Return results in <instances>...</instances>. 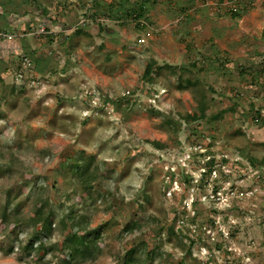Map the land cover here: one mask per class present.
<instances>
[{
  "label": "rangeland",
  "instance_id": "374dc122",
  "mask_svg": "<svg viewBox=\"0 0 264 264\" xmlns=\"http://www.w3.org/2000/svg\"><path fill=\"white\" fill-rule=\"evenodd\" d=\"M90 230L81 264H264V0H0V264Z\"/></svg>",
  "mask_w": 264,
  "mask_h": 264
},
{
  "label": "trees",
  "instance_id": "16d2710c",
  "mask_svg": "<svg viewBox=\"0 0 264 264\" xmlns=\"http://www.w3.org/2000/svg\"><path fill=\"white\" fill-rule=\"evenodd\" d=\"M150 67L148 66L146 69V72H149ZM89 161L85 163V165H80L78 160H74L70 163H68V167L71 168L72 173L74 175H78L81 177L82 181L85 183L86 186L90 185L91 181H93L96 177L95 171H91L89 169ZM84 176H87L86 178ZM11 201V199H8V203ZM44 205H41L43 207ZM39 208L41 211V216L43 225L42 229L44 227V222L47 219L46 214L43 212L42 208ZM132 224H129L125 226V229H129ZM93 235L91 238L88 237L89 235ZM98 231L97 230H90L86 232V236L81 240L78 236L74 234H69L64 242H63V249H66L68 251V261L66 264H81L83 261H87L91 259L94 256V253L98 251ZM40 245V246H39ZM38 247L43 246V242H40ZM28 249V247H26ZM135 249V248H134ZM134 249H130L125 255L124 260L122 264H141L144 262V259L141 256L136 255V252ZM12 247L8 248V251H11Z\"/></svg>",
  "mask_w": 264,
  "mask_h": 264
}]
</instances>
